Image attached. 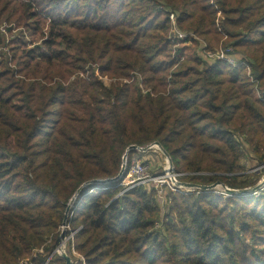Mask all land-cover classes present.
Returning <instances> with one entry per match:
<instances>
[{"label":"trees","instance_id":"obj_1","mask_svg":"<svg viewBox=\"0 0 264 264\" xmlns=\"http://www.w3.org/2000/svg\"><path fill=\"white\" fill-rule=\"evenodd\" d=\"M170 12L208 49L224 33L250 70L192 47L173 56ZM37 17L42 46L10 37L0 62V264H44L79 188L70 224L85 264H262L245 237L264 229V188L172 194L154 231L152 189L86 184L114 178L129 146L153 142L193 173L185 182L251 184L237 135L264 162V0H0V23Z\"/></svg>","mask_w":264,"mask_h":264},{"label":"built area","instance_id":"obj_2","mask_svg":"<svg viewBox=\"0 0 264 264\" xmlns=\"http://www.w3.org/2000/svg\"><path fill=\"white\" fill-rule=\"evenodd\" d=\"M169 39L170 42L172 43H177L180 40H183L185 38L190 37V35H193L192 33H186V32H181L176 24V15L174 13H169ZM2 33H6L4 29L1 31ZM224 35V33H222ZM225 36V35H224ZM202 48L200 49V54L202 58L205 61L208 62H225L228 65H231L233 67L236 66H241L244 65L246 66L247 70L249 71V64L247 60H243L242 58H238L237 54L234 52V48L232 45H221L215 50L208 49L207 45L205 42L202 41ZM147 149H159V147L155 144H150L148 145ZM137 150V149H136ZM160 150V149H159ZM123 158V157H122ZM124 166V171L122 178L119 180L120 185H123L125 188L122 192L131 189L133 187L137 186H143L147 190L152 189L154 191V195L156 198H158L159 205L158 207L162 209H166L167 207V198L175 193H180V194H191V193H196L198 194L200 191L201 192H208V191H213L215 188L219 187L216 186L215 188L209 189V190H200L196 187H186L182 186L180 184L179 177H182L184 175H187V173H180L176 172L174 166H170L167 158H166V163L163 166L162 170L157 172H153L151 169V165L145 160H141L139 158H132V160L128 161L127 158L125 161L122 160L121 166ZM168 167V168H166ZM117 182V181H116ZM87 185H94L93 188L89 189V192H91L93 189H107L106 187L107 184H102V183H96V184H86ZM222 188V186H221ZM224 188V187H223ZM264 188V187H263ZM262 188V189H263ZM261 189V190H262ZM215 191V190H214ZM121 192V193H122ZM217 193V191H215ZM120 193V194H121ZM220 193H226L225 189H222V192ZM227 195V194H225ZM78 195L75 196L70 203V211L67 215L66 223L65 225H60L58 228V238L61 233H64V237L62 238L61 243L58 245V247H55L53 250L54 253H57L58 255L62 254H67L71 257L72 264H85V259L84 257L79 254L75 249H74V234L76 230H73L70 224V219L72 218L74 214V203L77 199ZM163 199H166L163 201ZM169 198V202H170ZM166 214H164L161 218L159 217L158 219H155L153 222L152 230L157 231L162 228L163 220ZM68 246V247H67ZM42 251V250H39ZM52 255H50V258H52ZM19 264H27L26 260L19 262Z\"/></svg>","mask_w":264,"mask_h":264},{"label":"rangeland","instance_id":"obj_3","mask_svg":"<svg viewBox=\"0 0 264 264\" xmlns=\"http://www.w3.org/2000/svg\"><path fill=\"white\" fill-rule=\"evenodd\" d=\"M217 17H220L219 13H218ZM39 19L40 18L37 17V18L33 19L32 21H29V26L28 27L27 26H25V27L19 26L15 22H12V21L11 22H7V21H3L2 20L3 22L0 23V32L2 31V29H4L6 31V33L4 34V33L1 32L3 38L5 39V42L3 44V47L0 48V62L5 57H7L8 54H9V49H10L11 45L9 46L8 39H10V37H18L21 40H23V42L25 43V48H33L35 46H42V40L39 37V34H40V32L46 33L48 27H47V22L46 21H42L41 25H37L36 23H35L36 25H34L32 23V22H35V21H37ZM217 24H219L218 20H217ZM181 32H183V31H181ZM190 33L193 34V32H191V31H190ZM168 35H169V32H168ZM222 36L223 37H222L220 43L218 45H215L212 50H215L216 48H218L221 45H225L224 41H226V36H224V35H222ZM202 41L205 42L203 39H201L200 37H198L195 34H193V35H190V37H188V38L180 40L176 44L170 42L171 45H172V49H173L172 54H173V56H175V54H176L175 50H177L179 48L180 49H182V48L184 49V48L192 47V48H194L193 55L197 56V58H199L200 60L205 61L202 58L201 54H200V49L203 46L202 45L203 44ZM205 44H206V42H205ZM5 45H6V47H5ZM183 56L185 58V55H183ZM237 57L241 58L238 55H237ZM241 66L245 67L246 72H248L246 66H244V65H241ZM176 67H177V65H175L173 67V69H175ZM249 70H250V68H249ZM103 80L106 83L110 82V79H107V77H104ZM237 139H238V142L241 143L240 147H241V152H242V155H243V159H242L243 161L242 162H243L244 169H245L244 175H247V179L249 181H251V184L248 186V187H251V186H254V185L258 184L262 180H264V162L260 161L252 153L249 145L246 143L245 138L243 136L237 135ZM151 144H153V143H151ZM148 145H150V144H147V145H145L143 147H146V146L148 147ZM126 158H127L128 161L132 160V158H139L141 160H145V162H147V163H149L151 165V169H152L153 172L161 171L163 166L166 163V157L162 153V151L159 150V149H155V150L146 149L145 151H142V150H139V149H137V150L135 149L132 154H129V152H127ZM187 174H193V173H187ZM194 175H208V174L203 173V172H195ZM179 180L181 182L187 181L186 179L181 178V177H179ZM222 185H218L219 187L214 189L215 191H217V193L214 190L212 192L215 193L218 196H221V197H224V196L225 197H229L230 195H228L227 193H225L227 195H225L224 193H220V192H222V189L224 190ZM221 186H222V188H221ZM248 187H245V188H248ZM260 191L261 190H259L255 194L256 195L259 194ZM194 194L197 195L196 193H194ZM235 196H239V195H235ZM155 198H156V196H155ZM169 198H172V195H170L167 198L168 203H167V207H166L165 210L160 208V207H158L159 208L158 209V213H159L158 217L161 218L164 214H167V212H169V208L172 205L171 204L172 199H170V202H169ZM165 200L166 199H163V201H165ZM156 202H157V205H159L158 198H156ZM219 203H220V205H222V204L224 205V199H220ZM262 210H264L263 207H262ZM158 217L156 219H158ZM263 230H264L263 227L262 228L259 227L257 229V231L255 232V235H256L257 238H255L254 240H251L250 238H247L248 236H246L245 237V247H247L248 252L257 253V254H259V256H261L264 259V255L259 253L260 251L264 252V235L262 234V233H264ZM54 248H53V250H54ZM53 250L49 254V256H48L47 260L44 262V264H64V260L62 259L61 255H58L57 253H54L52 255ZM50 255H52V258H50ZM29 259L26 260L27 264H36V261L33 262V259H32V261L29 260ZM35 260H37V258ZM248 261L249 260L246 261V259H245L244 260V264L248 263ZM262 264H264V261H263Z\"/></svg>","mask_w":264,"mask_h":264},{"label":"water","instance_id":"obj_4","mask_svg":"<svg viewBox=\"0 0 264 264\" xmlns=\"http://www.w3.org/2000/svg\"><path fill=\"white\" fill-rule=\"evenodd\" d=\"M153 144H155V145H157L159 147V149L162 151V153L167 158V161H168L169 165L173 166V162H172L169 154L167 153V151H165L163 149V147L159 144V142H153ZM147 148H148L147 146L146 147H139V146H136V145H131V146H129L126 149L122 159H123V161L126 160L127 152H129V151H134L135 149H139V150L145 151ZM123 169H124V166L122 165L121 168H120L119 173L114 178L104 179V180H92V181H89L87 184H96V183L109 184V183H113V182L119 181L122 178L123 171H124ZM180 184L182 186H186V187H196V188H198L200 190H209V189L215 188L218 185H222L219 182H216V183H213V184H210V185H197V184H193L191 182H180ZM222 186L224 187L225 192L228 195H230V196L252 195V194L257 193L259 190H261L264 187V180H262L261 182H259L258 184L254 185V186H251V187H248V188H243V189H231V188H229V187H227L225 185H222ZM80 191H81V188H79L76 191V193L72 196L70 202L68 203V206L66 207V210H65V213H64V219H63L62 225H65V223H66L67 215H68V213L70 211V207H71L70 203L72 202L73 198L80 193ZM63 237H64V233H61L59 238L57 239L56 247H58V245L61 243ZM61 257L64 260V264H72V260H71V257L69 255L62 254Z\"/></svg>","mask_w":264,"mask_h":264},{"label":"crops","instance_id":"obj_5","mask_svg":"<svg viewBox=\"0 0 264 264\" xmlns=\"http://www.w3.org/2000/svg\"><path fill=\"white\" fill-rule=\"evenodd\" d=\"M180 30V29H179ZM182 31V30H181Z\"/></svg>","mask_w":264,"mask_h":264},{"label":"bare ground","instance_id":"obj_6","mask_svg":"<svg viewBox=\"0 0 264 264\" xmlns=\"http://www.w3.org/2000/svg\"><path fill=\"white\" fill-rule=\"evenodd\" d=\"M167 168V167H166Z\"/></svg>","mask_w":264,"mask_h":264}]
</instances>
